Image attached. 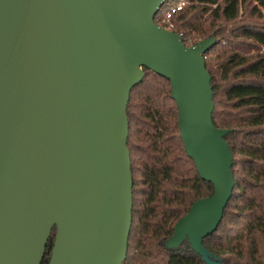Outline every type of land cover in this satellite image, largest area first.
<instances>
[{"label": "water", "instance_id": "water-1", "mask_svg": "<svg viewBox=\"0 0 264 264\" xmlns=\"http://www.w3.org/2000/svg\"><path fill=\"white\" fill-rule=\"evenodd\" d=\"M168 0H0V264H124L133 224L127 107L148 69L170 81L186 153L214 187L175 226L203 240L232 199L205 56L155 21Z\"/></svg>", "mask_w": 264, "mask_h": 264}, {"label": "trees", "instance_id": "trees-1", "mask_svg": "<svg viewBox=\"0 0 264 264\" xmlns=\"http://www.w3.org/2000/svg\"><path fill=\"white\" fill-rule=\"evenodd\" d=\"M170 25L206 54L213 123L227 130L235 187L217 231L203 240L222 264H264V0H186ZM162 12L155 21L159 25ZM133 175V224L124 264H207L189 240L170 248L176 224L214 194L188 156L170 81L146 69L127 107ZM42 264H49L56 239Z\"/></svg>", "mask_w": 264, "mask_h": 264}, {"label": "built area", "instance_id": "built-area-1", "mask_svg": "<svg viewBox=\"0 0 264 264\" xmlns=\"http://www.w3.org/2000/svg\"><path fill=\"white\" fill-rule=\"evenodd\" d=\"M188 4L189 3L186 0H168L165 2L164 6L159 10L162 12L159 25L171 31L168 26L170 25L173 17L186 8Z\"/></svg>", "mask_w": 264, "mask_h": 264}, {"label": "rangeland", "instance_id": "rangeland-1", "mask_svg": "<svg viewBox=\"0 0 264 264\" xmlns=\"http://www.w3.org/2000/svg\"><path fill=\"white\" fill-rule=\"evenodd\" d=\"M186 239H187V238H185L184 240H186ZM184 240H183V241H184ZM187 240H188V239H187Z\"/></svg>", "mask_w": 264, "mask_h": 264}]
</instances>
